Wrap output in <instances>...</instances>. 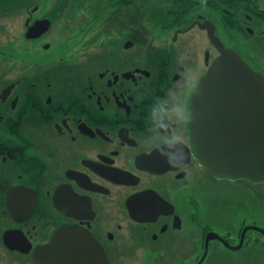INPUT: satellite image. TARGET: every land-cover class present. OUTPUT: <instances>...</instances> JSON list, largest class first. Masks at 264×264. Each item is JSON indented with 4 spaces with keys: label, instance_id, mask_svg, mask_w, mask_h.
I'll return each mask as SVG.
<instances>
[{
    "label": "flooded vegetation",
    "instance_id": "1",
    "mask_svg": "<svg viewBox=\"0 0 264 264\" xmlns=\"http://www.w3.org/2000/svg\"><path fill=\"white\" fill-rule=\"evenodd\" d=\"M138 2L0 0V264H264V180L193 125L223 51L264 74V0ZM243 90L214 142L249 136Z\"/></svg>",
    "mask_w": 264,
    "mask_h": 264
},
{
    "label": "water",
    "instance_id": "2",
    "mask_svg": "<svg viewBox=\"0 0 264 264\" xmlns=\"http://www.w3.org/2000/svg\"><path fill=\"white\" fill-rule=\"evenodd\" d=\"M242 86L249 96V136L214 142L211 137L213 96ZM200 105L194 128L201 141L197 157L211 172L229 178L264 180V74L255 71L234 49H226L197 88Z\"/></svg>",
    "mask_w": 264,
    "mask_h": 264
},
{
    "label": "rangeland",
    "instance_id": "3",
    "mask_svg": "<svg viewBox=\"0 0 264 264\" xmlns=\"http://www.w3.org/2000/svg\"><path fill=\"white\" fill-rule=\"evenodd\" d=\"M139 2L137 3V5H151L156 3H160L161 0H138ZM106 4H109L107 2H105ZM99 4V3H98Z\"/></svg>",
    "mask_w": 264,
    "mask_h": 264
}]
</instances>
